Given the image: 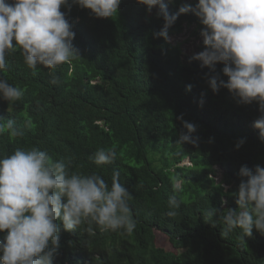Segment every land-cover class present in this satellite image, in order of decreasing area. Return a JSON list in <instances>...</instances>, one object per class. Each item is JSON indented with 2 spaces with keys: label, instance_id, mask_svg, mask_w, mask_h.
<instances>
[{
  "label": "trees",
  "instance_id": "trees-1",
  "mask_svg": "<svg viewBox=\"0 0 264 264\" xmlns=\"http://www.w3.org/2000/svg\"><path fill=\"white\" fill-rule=\"evenodd\" d=\"M197 2L165 0L170 14L183 3ZM61 11L72 24V43L80 55L54 70L55 85L50 83L53 70L42 65L32 75L19 46L6 57L0 79L22 89L23 96L11 105L0 99V125H5L0 157L16 148L47 150L54 161H71L70 172L99 174L109 186L118 170L120 183L131 193L136 227L131 235L96 229L89 236L82 229L65 231L57 221L61 231L54 264H264V235L255 228L244 239L239 228L221 235L220 212L238 205L209 179L210 173L218 178L221 169L219 181L231 192L241 182L242 165L264 166V141L253 126L259 105L238 103L226 88L211 90L210 69L190 59L205 47L198 17L181 14L169 29L170 36L181 35L190 25L202 38L195 53H185L180 43L153 36L164 24L158 7L148 13L137 0H122L109 18L94 17L78 5L70 10L62 5ZM223 67L216 65L227 81ZM181 115L197 126L192 136L198 144H176L187 132ZM9 120L22 136L10 134ZM240 139L245 143L237 149ZM113 145V163L98 166L89 159ZM173 181L181 185L182 203L169 217ZM213 207L220 210L215 227L201 214ZM160 235L170 247L158 244Z\"/></svg>",
  "mask_w": 264,
  "mask_h": 264
},
{
  "label": "clouds",
  "instance_id": "clouds-1",
  "mask_svg": "<svg viewBox=\"0 0 264 264\" xmlns=\"http://www.w3.org/2000/svg\"><path fill=\"white\" fill-rule=\"evenodd\" d=\"M122 0H0V70L7 67L6 57L19 46L24 62L32 75L38 65L51 69L50 83L58 84L55 69L70 63L78 50L73 46L75 32L72 24L61 11L72 5L90 9L97 18L113 17ZM151 13L158 7L157 17L164 20L163 27L153 33L172 43L169 29L181 14L194 13L201 25L204 49L193 54L210 72L207 82L214 93L228 89L237 102H257L260 115L253 126L259 129L264 141V0H198L180 5L170 14L165 0H137ZM222 63V73L216 65ZM192 85H187L190 91ZM23 91L5 79H0V99L11 105L20 100ZM203 101H201V106ZM2 118V117H0ZM182 132L176 144H198L192 134L197 131L194 123L183 120ZM30 123V122H29ZM5 125H0V132ZM6 127L13 136L23 132L9 120ZM245 143L240 139L236 148ZM96 165L110 164L117 159L115 145L99 148L89 157ZM71 161H54L47 150L16 148L14 153L0 157V264H54L58 254L62 222L63 229L75 232L82 229L89 236L109 230L120 235H131L136 227L129 200L131 193L120 183L119 171H114L109 186L99 174L70 172ZM238 175V189L228 192L227 186L210 173L213 188L223 189L235 198L238 208L220 212L223 221L221 235L227 237L232 230L241 229L242 239L252 236L253 229L264 235V166L253 168L242 165ZM181 185L173 181V194L169 197V217L177 215L181 206ZM226 203V201H225ZM219 209L202 211L205 223L216 226ZM5 230H7L5 232Z\"/></svg>",
  "mask_w": 264,
  "mask_h": 264
},
{
  "label": "rangeland",
  "instance_id": "rangeland-1",
  "mask_svg": "<svg viewBox=\"0 0 264 264\" xmlns=\"http://www.w3.org/2000/svg\"><path fill=\"white\" fill-rule=\"evenodd\" d=\"M173 43H180L185 53H195L197 51L198 45L201 43L202 38L194 35V28L190 25L186 26L185 32L181 35L170 36ZM222 170H219L218 179L220 180V173ZM160 241L159 245L165 246L166 248L170 247L169 242L163 236H159ZM175 251V250H174Z\"/></svg>",
  "mask_w": 264,
  "mask_h": 264
}]
</instances>
